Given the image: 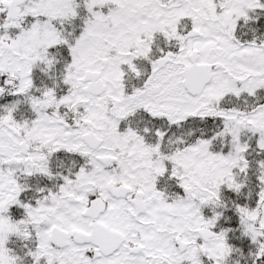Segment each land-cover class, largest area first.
<instances>
[{
	"label": "snow or ice",
	"instance_id": "obj_1",
	"mask_svg": "<svg viewBox=\"0 0 264 264\" xmlns=\"http://www.w3.org/2000/svg\"><path fill=\"white\" fill-rule=\"evenodd\" d=\"M0 264H264V0H0Z\"/></svg>",
	"mask_w": 264,
	"mask_h": 264
}]
</instances>
